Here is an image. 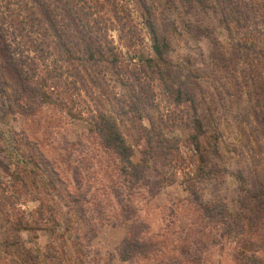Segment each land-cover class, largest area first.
Segmentation results:
<instances>
[{
	"label": "rangeland",
	"instance_id": "obj_1",
	"mask_svg": "<svg viewBox=\"0 0 264 264\" xmlns=\"http://www.w3.org/2000/svg\"><path fill=\"white\" fill-rule=\"evenodd\" d=\"M79 1L103 60L59 54L63 14L53 27L32 0H0V264H264V217H238L253 175L264 173V133L243 81L254 65L242 57L225 72L212 58L215 41L231 52L264 33L262 10L248 0L244 27L230 33L233 10L217 0ZM65 31L69 44L86 45ZM154 33L178 79L196 72L214 100L204 153L190 138L189 105L146 62ZM100 114L118 122L141 178L105 145L92 123Z\"/></svg>",
	"mask_w": 264,
	"mask_h": 264
},
{
	"label": "trees",
	"instance_id": "obj_2",
	"mask_svg": "<svg viewBox=\"0 0 264 264\" xmlns=\"http://www.w3.org/2000/svg\"><path fill=\"white\" fill-rule=\"evenodd\" d=\"M37 6L40 13H42L45 21L49 22L51 26L55 27V23L58 21L55 20L58 15H64L69 22L63 26L61 31L56 30V35L59 38L58 46H59V54L63 56V58L67 60H80L83 63L86 61H95L96 54H100L99 57L107 58L105 52H102L101 49H97L94 43L96 42L95 37H98V33L96 28L94 29V23H90L87 16L86 11L81 7H77V3L79 0H32ZM219 3L223 5L224 8L232 9L231 17H226V21L228 22V27L230 33L232 31H240V28L244 27V21L242 17V10L247 8L249 1L245 0H217ZM255 5L258 6L259 10H262V15L264 14V0H251ZM228 13V12H225ZM32 14V15H31ZM29 16V18L37 20L38 17L35 15L34 11ZM1 22V21H0ZM40 19H38V24H40ZM233 24V25H231ZM76 29L82 41L86 44L84 47L77 46L74 47L73 44H69L65 40V35L68 28ZM24 28V27H23ZM210 32H207L208 36ZM254 35V36H253ZM259 38L264 40L263 31L259 34L250 33L249 41H237L231 43L232 51L230 52L228 48L226 49L222 43L217 41L214 42L215 48L212 52V58L214 59V64L216 67H220L225 72L229 69V65L236 66L237 60L245 58L246 61H249L250 65L253 67L257 74L253 75V71L250 72L251 76L246 79V74L243 75V81L245 83L250 84L251 89L248 92L250 99H252V110L249 112V115H252L255 123H260L262 125V133H264V44L259 45ZM90 39H94L93 42ZM162 41V42H161ZM243 42V43H241ZM261 44V43H260ZM168 42L157 34L154 33V45L153 49L155 52V56L147 59V64L152 68V71L158 74L159 78L163 81L167 92L170 96H172L177 104H188L191 110V115L187 121L188 126L194 130L190 133V138L192 143L195 145V148L198 152L204 153L202 150V140L203 136L205 137L206 128L204 127L208 123H211V119L213 116V102L207 100L205 91H202V87L199 82V74L194 71H189L186 74V80H179L177 71L171 68L170 60L167 59V51H168ZM112 51V49H110ZM105 54V55H104ZM231 55L228 57V55ZM116 54H112L111 62H114L116 58ZM253 69V68H252ZM237 70V68H236ZM214 70L211 71L213 74ZM77 76H79L78 68L77 71L74 72ZM91 74L88 73L86 69L85 75L81 76L80 82L86 86L84 80L88 79ZM214 75H216L214 73ZM260 80H258V76ZM89 81V80H88ZM94 81V78L91 79ZM92 123L96 124V129L98 133L101 135L102 140L105 145L113 150L121 160H124L126 164L127 170L131 167L136 169L134 170V174L139 172L140 178L143 171L137 170L138 163L133 162L134 149L133 146L130 145L125 135L121 132L118 122L113 121L108 118L104 114H100L96 121H92ZM130 167V168H129ZM129 168V169H128ZM253 175L252 186L246 189V198L247 200L244 203V210L242 213H239L238 217L240 221H250L253 225L255 222H258L262 217H264V173L263 175L257 174ZM192 196L196 200H200L201 204L204 207V210L208 212L209 215L212 213L217 214L213 207L211 206V202L204 201L201 198V194L198 193L196 188L193 186L189 188ZM254 202V207L251 206ZM215 212V213H214ZM213 216V215H211ZM246 225V224H245ZM247 227L249 224L247 223ZM263 225L261 226V228ZM134 243L135 250H141L143 248L142 244L137 239H131L128 243ZM140 248V249H139ZM125 258L132 257V253H127L123 255Z\"/></svg>",
	"mask_w": 264,
	"mask_h": 264
}]
</instances>
